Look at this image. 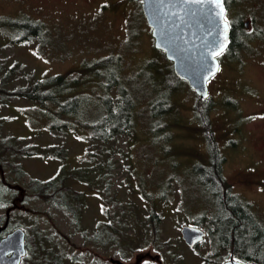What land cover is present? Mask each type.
Instances as JSON below:
<instances>
[{"label": "rangeland", "instance_id": "374dc122", "mask_svg": "<svg viewBox=\"0 0 264 264\" xmlns=\"http://www.w3.org/2000/svg\"><path fill=\"white\" fill-rule=\"evenodd\" d=\"M102 1L0 0L3 25L0 65L4 66V71L16 64L22 68L20 75H34L38 79L64 76L57 94L60 105L79 96L85 101L84 117L89 120L99 117L98 107L105 94L115 97L114 89L105 93L104 87L108 68L103 61L111 58L122 84L136 102L135 124L130 135L102 145L88 138L83 125L74 122V118L62 119L65 127L49 118L50 113L53 117L56 112L53 105L42 107L32 101L8 97L9 106L0 107V139L15 137L21 139L18 142L21 147L57 145L65 150L62 161L35 156L20 158L28 178L44 181L60 168H64L63 174H68L67 171L76 172V168L83 167L85 169H81L94 181L86 186L73 180L74 187L85 192L79 224L61 208L42 201L28 203L24 214H16L14 224L19 222L26 232L36 223L51 239L47 247L62 257V264H107L111 258L120 260L116 253L118 248L92 247L84 240L83 232L92 236L100 221L118 228L130 222L136 237L140 230L138 218L145 221L147 210H154L160 215V232L155 241L151 233L148 235V241L153 243L144 251L152 248L162 255L166 264H199L200 259L186 248L180 235L183 226L197 227L195 224L199 221L202 226L197 228L206 231V219L210 217L213 203L195 175V167L208 170L211 161L204 127L194 116L197 97L185 82L174 80L172 63L154 48L141 1L104 0L107 9L118 8L113 13L98 15L94 12ZM227 2L226 17L229 23L240 19L245 43L235 54H230V58L223 59L221 74L209 84L208 121L215 140L220 127L230 125V112H226V108H231V101L225 99L221 103L223 96L249 88L264 98V0ZM28 21L40 25L42 35L31 42L9 46L10 41L19 38V34L10 29L11 24ZM247 22L249 26L243 27ZM25 84V78H21L6 88L14 90ZM163 98L171 106L175 105L176 110L169 113L161 125L152 117L150 105ZM242 102L243 116L257 109V104L250 100ZM260 104L264 105V101ZM261 123L255 118L248 124L246 129L252 132V138L244 146L247 153L260 158L264 166V127H257ZM160 127L165 128L160 131ZM221 147L220 143L218 148ZM193 155L198 156L199 163H193ZM108 159L110 163L106 165ZM234 166L229 160L225 165L226 175H231ZM79 172L84 174V171ZM251 209L264 225V198ZM5 211L0 207V216ZM202 215L204 221H201ZM160 245L163 246L157 252L155 248ZM214 245L215 241L207 236L199 246L201 256L210 257L209 247ZM141 252L128 254V260L121 262L131 264L134 255ZM223 256L224 253L211 259Z\"/></svg>", "mask_w": 264, "mask_h": 264}, {"label": "trees", "instance_id": "16d2710c", "mask_svg": "<svg viewBox=\"0 0 264 264\" xmlns=\"http://www.w3.org/2000/svg\"><path fill=\"white\" fill-rule=\"evenodd\" d=\"M41 28L40 25L30 21L11 24L10 29L15 34H19V38L16 41H10L9 46L19 42H31L33 39L39 38L42 35ZM2 29L3 25L0 22V33ZM244 38L240 19L232 22L228 47L229 54H235L244 45ZM113 62L111 58L103 61L104 66L108 68V76L104 82V87L105 93L110 88L114 89L116 91L115 97H103L104 100H102L101 106L98 107L99 117L97 119L87 120L84 117V111L86 112V110L85 107L83 108V103L85 101L79 96L66 104L60 105L57 94L64 82V76L38 79L34 75H20L22 68L16 64L5 71L3 70L4 66L0 65V107L9 106L8 97L22 101H32L42 107L53 105L52 107L56 109L57 113L55 112L54 116L51 117L50 111L48 112L50 113L49 118L53 119L54 122H61L62 126L65 127L66 124L62 119L70 120L69 118H74V122L83 125L82 127L86 130L88 138L102 145L109 144L118 138L130 135L135 124L134 107L136 106L133 95L122 84L120 73L117 67L112 64ZM171 76L175 81L180 82L173 74V70H171ZM21 78H25V86L14 90L6 88L8 84ZM209 99L202 100L197 97L194 107V116L204 127L208 152L211 154L208 170L195 167V175L200 186L206 195L213 199L210 217L206 219L207 231L212 241H215L216 247L225 249L231 247L234 256L240 259L247 256V259L258 264H264V225L251 211V205L236 201L231 197L227 184L220 177L219 148L213 135V127L208 121ZM175 108V105L171 106L169 101L164 98L157 99L150 105L151 115L154 119H157L159 124L166 121L167 115L171 112L174 113ZM161 127L160 131H163L165 127ZM20 140L15 137L0 139V203L4 205L3 208L6 210L10 207L11 221L14 222L16 214H24L23 212L28 203L42 201L61 208L72 217L76 225L79 224L81 211L85 205V192L75 188L73 180L90 186L94 183L90 178L91 175L82 170L85 168L80 167L76 168L78 169L76 172L74 170V172L67 171L68 174H63L64 168H60L52 178L44 181L28 178L26 171L19 162L20 158L35 156L53 161H62L65 150L57 145H27L21 147L18 144ZM109 163L108 159L106 165ZM79 170L84 171V174H81ZM97 170L100 171L101 169L97 168ZM30 213L33 214V212ZM147 213L148 216L145 217V221L138 218L140 230L136 237L132 234L134 228L130 222L121 224L118 228L111 223L100 221L97 232L92 236H86L83 232L84 240L87 244L99 249L118 248L116 253L119 255L120 261L128 260L135 251H144L148 244L153 243V241H148L150 233L154 237V241L158 237L160 215H157L154 210H147ZM0 218L4 220V215ZM200 218L201 221L205 219L203 215ZM199 223L200 221L195 226L201 227L202 225ZM14 225L15 228L25 229L19 222ZM29 229L25 232L27 248L25 264H62V257L60 255L56 256L55 253L53 254L52 248L47 247L51 239L38 228V225L36 223L32 224ZM161 246L163 245L156 247L155 250L158 252L162 248ZM74 262L80 263L78 260H74Z\"/></svg>", "mask_w": 264, "mask_h": 264}, {"label": "water", "instance_id": "95a60500", "mask_svg": "<svg viewBox=\"0 0 264 264\" xmlns=\"http://www.w3.org/2000/svg\"><path fill=\"white\" fill-rule=\"evenodd\" d=\"M140 1L143 17L151 30L154 48L164 53L166 60L172 63L175 77L185 82L196 97L206 100L209 96L208 83L218 74L216 67L220 68V55L215 56L214 53L224 42L223 18L218 16L215 0H185L183 4L179 0L164 4H160L159 0ZM223 6L226 15L225 2ZM244 26L248 27V23ZM230 31L231 23L227 32V47L223 53L230 44ZM180 235L184 244L190 248L202 243L206 236L202 229L194 226H183ZM25 243V232L22 229L10 233L0 242V264H20L26 255ZM10 254L11 257H8ZM144 256L138 254L131 264H141ZM155 259L158 256L152 258ZM109 263L125 264L112 258ZM225 264L242 263L229 261Z\"/></svg>", "mask_w": 264, "mask_h": 264}, {"label": "flooded vegetation", "instance_id": "af4514ba", "mask_svg": "<svg viewBox=\"0 0 264 264\" xmlns=\"http://www.w3.org/2000/svg\"><path fill=\"white\" fill-rule=\"evenodd\" d=\"M224 2L227 9L228 2L227 0H224ZM117 8H118L117 6L116 8L115 6H112V7H108L107 9V6L105 5L103 0L97 5L96 12L94 13L98 15L110 14L113 13ZM247 23L249 26L250 23L249 22ZM148 32L149 35L151 36V32L150 31ZM225 58H230L229 48L222 55H220L219 72L208 83V92H209L208 99L210 98L209 84L212 81H215L218 78V76L221 74L223 68V59ZM105 97L110 98L109 95L107 94H105L104 98ZM225 99H230L231 101L230 102L231 108L229 107L226 108L228 109V111L226 112H230L228 114L230 125L228 128L220 127L219 129L220 132L216 138V140L218 139L216 141L217 146L219 147L220 143L222 145V147L219 148V155H220L219 174L221 179H223L224 182L227 184L231 197L236 199V201H240L242 203L252 206L260 199L264 198V166L262 165V161L260 160V158H257L255 156H250V154L247 153L244 144L248 142V140L251 141L252 132L248 131L246 128L252 120L257 118L262 122L260 125H257V127L259 126L264 127V105L260 104L263 103L264 98L261 97L258 91L251 90L249 88H242V89H237L231 96L229 95L228 97L223 96L221 98V103H223ZM244 100H250L251 102L257 104L256 105L257 109L252 111V113L248 112L247 115L245 116L242 115L243 107H241V104L243 103L242 101ZM197 157H198L197 155H193V158H195L193 160V163L194 162L199 163ZM229 160H232L235 166L231 175H226L225 165L229 163ZM251 211L255 215V212L252 209ZM11 217L12 216L10 215V207H9L5 211L4 220H1L2 218H0V228L2 229L0 232V242L3 239H5L14 230L19 229L14 227L15 225L14 222L11 221ZM203 232L206 234L204 238L205 240L206 237L209 236V234L207 230L206 231L203 230ZM201 244L202 243H200L199 245L193 248L187 247L185 245L186 248L193 253L194 257L200 259L201 263L199 262V264H225L229 261H235L242 264H249V263L258 264L250 259H247V256H245V258L243 259L234 256V252L231 249V247L225 249L223 247H216L214 245L213 247H209L210 248L209 250H211L210 257L206 256V254L201 256L202 254L200 251L201 247H199ZM25 248H26V243H25ZM223 253L224 256L222 258L219 257V258L211 259V257L213 256L217 257V255ZM138 254L145 255L144 258H142L141 264H145V261H147L148 264H160L159 261L162 264H166L162 258V255L155 253L152 248L146 251H142L141 253ZM138 254L134 255V261L132 263L135 262V257ZM26 256H27V248H26V255L21 259L20 264H25ZM155 256H158V259L152 260V258H155ZM8 257H11V254L8 255ZM180 259L181 257H179V260Z\"/></svg>", "mask_w": 264, "mask_h": 264}, {"label": "snow or ice", "instance_id": "6c2138e0", "mask_svg": "<svg viewBox=\"0 0 264 264\" xmlns=\"http://www.w3.org/2000/svg\"><path fill=\"white\" fill-rule=\"evenodd\" d=\"M175 3L176 0H159V3L160 4H164V3ZM179 2L181 4L185 3V0H179ZM215 3L217 5V8H218V16L219 17H222L223 20V36H224V42L222 44H220L219 48L217 51H215L214 55L215 56H219L223 53V51L225 50V48L227 47V32H228V28H229V21L225 15V9H224V0H215ZM219 70V67L217 66L216 67V71ZM206 95V93H205ZM4 205L2 203H0V207H3ZM145 264H148L147 261H145Z\"/></svg>", "mask_w": 264, "mask_h": 264}]
</instances>
